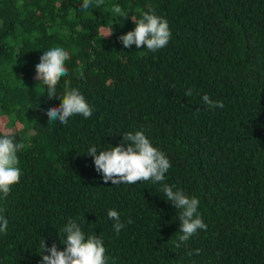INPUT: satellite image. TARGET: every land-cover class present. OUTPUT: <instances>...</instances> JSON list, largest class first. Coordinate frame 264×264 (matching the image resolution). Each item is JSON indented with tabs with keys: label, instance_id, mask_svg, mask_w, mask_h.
Returning <instances> with one entry per match:
<instances>
[{
	"label": "trees",
	"instance_id": "1",
	"mask_svg": "<svg viewBox=\"0 0 264 264\" xmlns=\"http://www.w3.org/2000/svg\"><path fill=\"white\" fill-rule=\"evenodd\" d=\"M82 4L0 0V116L24 145L20 181L0 199L8 220L0 264H39L43 239L62 250L70 220L103 240L107 264H264V0ZM117 4L127 18L111 11ZM150 9L168 21L169 43L125 48L118 37ZM55 46L69 52L56 92L70 81L90 118L48 122L47 108L61 100L47 97L35 65ZM204 94L224 107L208 108ZM136 131L170 160L165 180L105 184L88 149L110 150ZM163 184L197 197L207 225L178 248L180 210ZM109 209L126 225L119 234Z\"/></svg>",
	"mask_w": 264,
	"mask_h": 264
},
{
	"label": "clouds",
	"instance_id": "2",
	"mask_svg": "<svg viewBox=\"0 0 264 264\" xmlns=\"http://www.w3.org/2000/svg\"><path fill=\"white\" fill-rule=\"evenodd\" d=\"M104 0H95L96 8L103 5ZM92 7V0H83L82 9ZM111 11L127 18L119 4L114 5ZM135 28L118 37L125 48H131L134 44L138 49L146 48L155 52L165 47L171 39V31L168 21L156 15L151 9L142 13V18L132 17ZM112 27L104 32L101 38L111 37ZM69 59V52L61 47L55 46L43 51L40 62L35 65L36 75L34 79L43 82L46 86L47 97H58L61 103L58 106H49L46 110L48 122L59 121L66 124L70 117L82 115L90 118L93 108L87 102L85 96L79 89L70 86V81L65 80L64 94L61 97L56 92V86L61 79L68 75L65 61ZM84 78L83 71L79 73ZM193 90L185 91L186 97H191ZM202 102L208 108H223L222 101L213 100L208 94L202 96ZM125 143H118L110 150L97 151L92 146L87 153L91 155L96 172L102 173L105 184L109 181L112 185L135 184L141 181L162 182L165 174L171 168V162L165 153L153 146L150 139L143 131L134 134L128 132L122 136ZM24 148L23 143L15 142V134L11 130L0 134V199H6L11 191L12 185L19 183L21 169L18 167L19 158L17 153ZM161 191L166 201L171 202L179 209L180 232L175 247L187 242L199 230L207 228L206 223L198 213L199 199L195 196L189 197L182 190H173V187L163 184ZM2 211V210H0ZM108 218L114 221L113 228L117 234L126 225L121 222L120 213L114 209L108 210ZM126 223H132L130 218ZM8 229L7 218L0 214V233H6ZM66 234L63 243L66 245L62 250L53 242L47 245L44 239L40 243L39 264H107L106 248L101 238L95 235L85 236L76 220H70L62 230ZM61 237V236H60ZM197 253L200 249L195 250ZM188 255H192L191 252Z\"/></svg>",
	"mask_w": 264,
	"mask_h": 264
},
{
	"label": "rangeland",
	"instance_id": "3",
	"mask_svg": "<svg viewBox=\"0 0 264 264\" xmlns=\"http://www.w3.org/2000/svg\"><path fill=\"white\" fill-rule=\"evenodd\" d=\"M6 121L7 119L5 116H0V128L7 130Z\"/></svg>",
	"mask_w": 264,
	"mask_h": 264
}]
</instances>
